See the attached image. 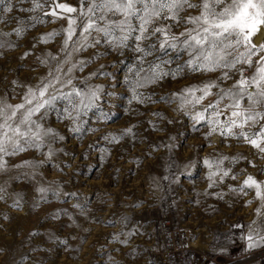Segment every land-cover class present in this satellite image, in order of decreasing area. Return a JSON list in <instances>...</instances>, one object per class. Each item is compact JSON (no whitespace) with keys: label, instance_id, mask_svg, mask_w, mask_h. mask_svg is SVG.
Segmentation results:
<instances>
[{"label":"rangeland","instance_id":"rangeland-1","mask_svg":"<svg viewBox=\"0 0 264 264\" xmlns=\"http://www.w3.org/2000/svg\"><path fill=\"white\" fill-rule=\"evenodd\" d=\"M58 2L77 6V0ZM0 15L25 21L19 36L13 29L20 24H0V33H10L0 39L11 44L0 48V98L18 104L27 88L63 59L62 29L67 21L51 22L53 18L39 10ZM32 17L45 22L33 26ZM53 32L59 34L41 40ZM75 59L85 65L73 75L79 80L90 77L89 85L103 89L99 109L82 118L87 121L82 133H73L71 126H64L66 121L49 116L48 124L64 137L53 145L51 159L44 149L10 160L11 164L44 161L34 177L23 175L32 169L10 167L0 173V185L6 188L0 199V264H155L150 252L156 246L157 229L138 226L141 217L153 223L165 217L178 227L192 229L197 247L207 255L206 264H264V244L248 248L242 238L253 221L262 220L255 215L259 201L254 192L242 195L231 190L239 188L249 174L264 181V154L236 139L208 135L203 122L194 128L178 102L162 99L215 79L218 73L186 70L175 79L165 77L139 89L146 98L139 103L131 100L125 82L134 63L132 53L120 56L96 47L76 54ZM187 59L185 55L180 63ZM45 60L48 64L42 63ZM169 67L174 69L176 64ZM129 128L132 134H124ZM221 156L242 157L235 163L224 160L221 166L230 176L238 174V179H217L209 187L204 161ZM40 188L46 191L41 193ZM17 198L19 206L14 207Z\"/></svg>","mask_w":264,"mask_h":264},{"label":"snow or ice","instance_id":"snow-or-ice-1","mask_svg":"<svg viewBox=\"0 0 264 264\" xmlns=\"http://www.w3.org/2000/svg\"><path fill=\"white\" fill-rule=\"evenodd\" d=\"M0 5V13L30 14L39 10L44 16H51V22L67 21V27L62 29L63 59L49 66L48 75L38 84L27 88L20 103L0 98V173L10 167L32 169L23 175L34 177L44 161L25 159L10 163L11 158L29 151L47 149L46 158L51 159L53 145L64 137L48 124L50 115L55 116L56 122L66 121L64 126H71L73 133L84 131L87 121L82 118L99 109L103 89L89 85L90 77L79 80L73 75L74 70L83 71L85 65L75 57L96 47L120 56L133 54L134 63L125 82L131 100L139 103L146 98L138 90L165 77L175 79L186 70L218 73L215 79L162 99L178 102L179 110L189 116L194 128L203 122L209 128L208 135L218 133L225 139H236L264 154V0H77L75 7L58 0H18L17 4L0 0ZM31 19L33 26L45 22L41 17ZM10 23L21 25L13 29L17 36L23 33L25 21L21 17L6 19L0 15V24ZM58 34L50 33L41 40L47 42ZM3 35L10 33H0ZM6 46L11 44L0 39V48ZM185 55L188 59L181 64ZM173 64L174 69L169 67ZM209 97L214 99L205 105L203 102ZM124 134H132V129H126ZM240 158L206 159L209 187L217 179H238V174L230 176L229 170L221 166L224 160L235 163ZM231 190L242 195L254 192V199L259 201L255 215L262 220L253 221L242 238L248 248L264 244V181L249 174L239 188ZM5 194L6 188L0 185V199ZM13 206H19V198Z\"/></svg>","mask_w":264,"mask_h":264},{"label":"built area","instance_id":"built-area-1","mask_svg":"<svg viewBox=\"0 0 264 264\" xmlns=\"http://www.w3.org/2000/svg\"><path fill=\"white\" fill-rule=\"evenodd\" d=\"M140 227H156L157 242L150 252L155 264H206L207 255L196 245V234L190 228H181L165 217L156 223L149 217L136 220Z\"/></svg>","mask_w":264,"mask_h":264}]
</instances>
